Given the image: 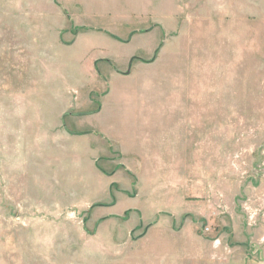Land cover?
I'll return each mask as SVG.
<instances>
[{
	"label": "rangeland",
	"instance_id": "obj_1",
	"mask_svg": "<svg viewBox=\"0 0 264 264\" xmlns=\"http://www.w3.org/2000/svg\"><path fill=\"white\" fill-rule=\"evenodd\" d=\"M0 264H264V0H0Z\"/></svg>",
	"mask_w": 264,
	"mask_h": 264
}]
</instances>
